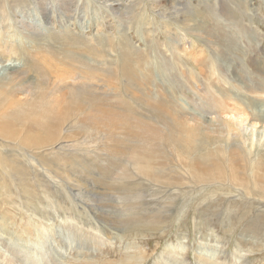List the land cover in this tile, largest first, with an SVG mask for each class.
Listing matches in <instances>:
<instances>
[{"label":"rangeland","instance_id":"rangeland-1","mask_svg":"<svg viewBox=\"0 0 264 264\" xmlns=\"http://www.w3.org/2000/svg\"><path fill=\"white\" fill-rule=\"evenodd\" d=\"M112 1L0 0V79L17 73L21 86L12 107L24 112V104L40 96L46 116L60 118L65 108L72 114L61 131L59 143L65 147L58 155L51 149L59 143L32 150L0 138V158L6 165L0 166V264H8L6 258L13 255L6 250L10 247L4 244L7 240L11 244L19 237L22 241L15 243L17 249L31 251L38 235L51 237L68 227L74 236L68 240L72 249L71 244L60 247L56 241L43 248L61 264H123L132 256L139 257L141 264H163L162 258L172 251L178 263L179 245L186 247L181 256L186 264L194 263L192 253L199 245L217 250L216 258L237 255L244 264H264V198L260 197L264 193L258 196L254 189L247 198L249 187L236 189L224 182L244 165L248 150L258 156L264 149V94L251 96L238 88L219 97L210 88V84L219 89V82L231 83L215 74L216 65L232 73L238 67L244 81L251 79L264 87V0ZM123 36L132 49L128 63L114 60ZM75 58L82 61L75 62ZM83 80L92 93L88 99L93 104L96 101L93 105L89 100L95 109L89 108L84 117L78 111L80 101L81 109L76 105L80 93L76 88ZM71 93L77 96L69 108L66 100ZM148 95L158 96L168 107H159ZM106 116L112 119L110 125L103 122ZM233 118H241V123ZM213 125L218 128L211 130ZM158 131L161 137L153 134ZM210 134L224 145L239 135L238 144H244L246 153L230 152L226 157L228 175L212 184L197 183L188 176L189 186L183 187L187 195L177 198L175 185L182 182L186 186L181 169L185 171L187 164L195 162L197 142L206 143ZM155 173H159L157 178L150 176ZM167 174L174 178L172 185L163 177ZM250 181H254L252 187L264 186L259 183L264 181V172H257ZM124 192L137 200L123 204ZM18 260L21 262L11 264H32L23 263L21 257ZM220 261L224 260L212 263Z\"/></svg>","mask_w":264,"mask_h":264},{"label":"bare ground","instance_id":"bare-ground-1","mask_svg":"<svg viewBox=\"0 0 264 264\" xmlns=\"http://www.w3.org/2000/svg\"><path fill=\"white\" fill-rule=\"evenodd\" d=\"M111 1V0H110ZM114 1V0H113ZM113 1H112V3H113ZM236 2H238V3H241V1L242 0H235ZM234 1V2H235ZM109 2V1H108ZM38 3V2H37ZM104 3V2H103ZM39 4V3H38ZM117 4V3H116ZM155 4V3H154ZM153 4V5H154ZM112 5H114V4H112ZM158 5V4H157ZM83 7V6H82ZM112 7V6H111ZM160 7V6H159ZM236 7V6H235ZM249 7V6H248ZM115 8V7H114ZM179 10V9H178ZM178 10H177V13L179 14V12H178ZM180 11V10H179ZM213 11V10H212ZM212 11H210V13L212 12ZM176 13V14H177ZM209 13V14H210ZM166 14V13H165ZM165 14H162V15H164V16H166ZM181 14V13H180ZM182 14H185V12H183ZM208 17V16H207ZM182 24V23H181ZM254 27V26H253ZM254 30H255V28H254ZM31 33V32H30ZM125 39H122L121 40V42H120V44H118V46H117V50H116V52L115 53H117V57H116V59H114V60H118V61H120V60H122L123 62H125V63H128L129 62V60H130V57H131V52H132V49H130L128 46L129 45H127L126 44V39H127V37L126 36H123ZM129 40V39H128ZM170 41V40H169ZM150 44H152V42H150ZM179 47V46H178ZM135 48V47H134ZM136 49V51H138V52H140L139 51V49H137V48H135ZM186 50V49H185ZM178 51V50H177ZM109 53V52H108ZM103 55V54H102ZM110 55V54H109ZM104 56V55H103ZM80 57V56H79ZM77 58V57H76ZM75 58V62L78 60V59H76ZM136 59H137V57H135ZM133 59V58H132ZM139 59V58H138ZM134 60V59H133ZM80 61H82V60H80ZM80 61L78 60V62L80 63ZM33 62V61H32ZM34 63V62H33ZM122 63V62H121ZM209 63V62H208ZM79 65V64H78ZM169 65V64H168ZM161 66V68L162 69H164V65L163 64H161L160 65ZM231 66V65H230ZM245 66V65H244ZM38 67V66H37ZM83 67V66H82ZM81 67V68H82ZM123 67V66H122ZM142 67V66H141ZM141 67H140V69H141ZM147 67V66H146ZM177 67V66H176ZM220 67H222V66H220ZM218 65H216L215 67H214V72H215V74L216 75H222V78H223V80H225V81H227V82H231V83H224V82H219L218 83V85H220L219 86V89L217 88H214L211 84H210V88H211V90L214 92V93H212V94H214V95H216V96H219V97H226L227 95H229V94H227V93H229V92H231L233 89H241L242 91L244 90V91H248V94L249 95H251V96H253L252 94H264V87H262V85H260L258 82H256V81H254V80H247V82L249 81L250 82V84H249V82L247 83L246 81H244L243 80V78L238 74V72L240 71V69H238V67H236L235 68V70H234V73H232L230 70H229V68H225V69H221ZM150 68V67H149ZM170 68H172V67H170ZM38 69V68H37ZM36 69V71H38ZM181 69V68H180ZM33 70V69H32ZM116 70V69H115ZM134 70V69H133ZM184 70V69H183ZM222 70V72H220V71ZM239 70V71H238ZM35 71V72H36ZM117 71V70H116ZM147 71V70H146ZM164 71V70H163ZM212 71V73H213V70H211ZM13 72V71H12ZM40 72V71H39ZM165 72V71H164ZM192 72V71H191ZM37 73V72H36ZM149 73H151L150 71H149ZM211 73V72H210ZM240 73V72H239ZM249 73V72H248ZM17 74V73H16ZM14 75V76H10V77H5V78H1L0 79V138L2 139V141H8V140H10V142H14V143H17L16 145L18 146V145H20V146H24V147H26V148H28V149H36V148H39V147H41V146H49V145H55L56 143H59L63 138H61V131H62V129H63V126L65 125V124H68V119H69V116H71L70 115V113H69V111H66V108H65V112H63L64 113V115L62 116V117H64V118H62V117H60V118H56V117H54V118H52L53 116H52V114H49V116H46V110H45V106H43V98L41 99L40 98V96H38V97H36L35 99H33V100H31L30 102H28V104H24L25 105V107H26V109H25V111L23 112L22 111V109H20V108H18V110H16V108H13L12 107V105H13V96H16V95H14V94H17V93H19L20 91H17V90H20L19 88L21 87L20 86V84H18V77H19V74L18 75ZM139 74V73H138ZM137 74V75H138ZM142 74H143V72H142ZM152 74V73H151ZM187 74V73H186ZM241 74V73H240ZM146 75V74H145ZM149 75V74H148ZM131 76V75H130ZM172 76V75H171ZM211 76V75H210ZM27 77V76H26ZM38 77V76H37ZM142 77V76H141ZM212 77V76H211ZM211 77L209 78V80L211 79ZM83 78V77H82ZM140 78V77H139ZM156 78H158V77H156ZM28 79V78H27ZM33 79V78H32ZM159 79V78H158ZM163 79V78H162ZM147 80H149V79H147ZM169 81H171L169 78L167 79V82L169 83ZM90 82V81H89ZM235 82H239V84H244V86H239V85H235L234 83ZM33 83V82H32ZM207 86V85H206ZM28 87V86H27ZM92 87V86H91ZM176 87V86H175ZM179 87V86H178ZM96 88V87H95ZM98 88V87H97ZM208 88V87H207ZM76 89H78V90H80V91H78V92H80L79 94H77V95H75V97L77 96V97H79V98H76L77 100V104L76 105H78V102L80 103V105H81V108L79 107L80 105H78V107L82 110H79L78 109V111H80L81 113H82V115H83V117L85 116V114H86V112L88 111V109L89 108H91V110L92 109H95V108H92V105H91V107H90V104H89V100H91L90 99V97H89V99H88V93H90V94H92L91 92H90V88L88 87V83L87 82H85L84 80L82 81V83L80 84V87H77ZM87 89H89V91L87 90ZM101 89V88H100ZM99 89V90H100ZM166 89V88H165ZM215 89H216V92H215ZM75 90V89H74ZM98 90V89H97ZM194 90V89H193ZM223 90H225V92L223 93ZM30 91H32V90H30ZM38 91V90H37ZM88 91V92H87ZM159 91V90H158ZM157 91V92H158ZM190 91H192V90H190ZM239 91V90H238ZM251 94H250V93ZM24 93H28V91H24ZM30 93V92H29ZM28 93V94H29ZM76 93V92H75ZM182 93V92H181ZM232 93V92H231ZM230 93V94H231ZM28 94H27V96H28ZM49 94V93H48ZM67 94V93H66ZM174 94V93H173ZM41 95H43L42 93H41ZM68 95V94H67ZM71 96H70V98H68L66 101H68L67 103H68V105H69V108H70V106L72 107V105H74V102H75V100H74V95H73V93H71L70 94ZM171 95V94H170ZM180 95V94H179ZM200 95V94H199ZM27 96H25V97H27ZM99 96H101L100 94H99ZM148 96H151V97H153L154 99V101L156 102V104L159 106V107H165L166 106V104H165V102H163V101H161V99H158V96H156V98H155V96H153V95H148ZM164 96V95H163ZM234 96H236V95H234ZM247 97H248V95H246ZM17 97V96H16ZM33 97V96H32ZM47 97V96H46ZM67 97H69V96H67ZM95 97H97V95L95 96ZM183 97V96H182ZM194 97H196L195 95H194ZM18 98V97H17ZM30 98V97H29ZM63 98V97H62ZM98 98V97H97ZM147 98V97H146ZM184 98H186L185 96H184ZM183 98V99H184ZM189 98V97H188ZM238 98V97H237ZM253 98V97H252ZM264 98V97H263ZM32 99V98H31ZM79 99V100H78ZM152 99V98H151ZM182 99V98H181ZM183 99H182V102H183ZM187 99V98H186ZM257 99V98H256ZM262 99V98H261ZM47 100H48V98H47ZM64 100V99H63ZM93 100V99H92ZM92 100H91V102L90 103H92ZM100 100V99H99ZM147 100H148V98H147ZM149 100H150V98H149ZM158 100L160 101L159 103H158ZM179 100V99H178ZM230 100V99H229ZM242 100V99H241ZM247 100V99H246ZM248 100H249V98H248ZM258 100V99H257ZM28 101V100H27ZM65 101V100H64ZM95 101V100H94ZM123 101V100H122ZM121 101V102H122ZM152 101V100H151ZM172 101H174V100H172ZM187 101V100H186ZM186 101H184V102H186ZM198 101V100H197ZM232 101V100H231ZM243 101V100H242ZM20 102V101H19ZM96 102V101H95ZM95 102H94V104H95ZM118 102V101H117ZM116 102V103H117ZM150 102V101H149ZM169 102H171V100L169 101ZM246 102V101H245ZM244 102V103H245ZM22 103V102H21ZM46 104H48L49 102L48 101H46L45 102ZM101 103V102H100ZM178 103V102H177ZM188 103H190V102H188ZM195 103H197V102H195ZM227 103V102H226ZM247 103V102H246ZM19 104V103H18ZM45 104V105H46ZM93 104V103H92ZM93 104V105H94ZM102 104V103H101ZM151 104H153L152 102H151ZM202 104V103H201ZM243 104V103H242ZM23 105V104H22ZM64 105V104H63ZM75 105V106H76ZM99 105V104H98ZM119 105V104H118ZM156 105V106H157ZM174 105V104H173ZM228 105V104H227ZM232 105H234V103L232 104ZM231 105V106H232ZM246 105V104H245ZM62 106V105H61ZM158 106H157V108H158ZM170 107H171V104L169 105ZM176 106V105H175ZM180 106V105H179ZM214 106V105H213ZM221 106V105H220ZM23 107V106H22ZM77 107V108H78ZM151 107V106H150ZM166 107H168V106H166ZM173 107V106H172ZM171 107V108H172ZM219 107V106H218ZM226 107V106H225ZM233 107V106H232ZM76 108V107H75ZM77 108L75 109V110H77ZM176 108H178V107H176ZM220 108V107H219ZM235 108V107H234ZM248 108V107H247ZM118 109H120V108H118ZM130 109V108H129ZM184 109V108H183ZM214 109V108H213ZM97 110V109H96ZM95 110V111H96ZM122 110V109H121ZM165 110V109H164ZM179 110H181V109H179ZM93 111V110H92ZM123 111V110H122ZM183 111V110H182ZM72 112V111H71ZM80 112H78L79 114H80ZM89 112H90V109H89ZM103 112V111H102ZM130 112H132V110L130 111ZM186 112V111H185ZM237 111L235 110V113H236ZM98 113H100V112H98ZM114 113H115V111H114ZM124 113V112H123ZM172 113V112H171ZM182 113V112H181ZM180 113V114H181ZM187 113V112H186ZM59 114L61 115V113L59 112ZM87 114H88V112H87ZM86 114V115H87ZM91 114V113H90ZM94 114V113H93ZM102 114V113H101ZM111 114V113H110ZM109 114V115H110ZM185 114V113H184ZM189 113H187V115H188ZM66 115V116H65ZM103 115V114H102ZM122 115V114H121ZM94 116H96V115H94ZM104 116V115H103ZM236 115H234V117H235ZM77 117H78V115H77ZM82 117V116H81ZM90 117V116H89ZM88 117V118H89ZM79 118V117H78ZM93 118V117H92ZM105 118V117H104ZM116 118V117H115ZM117 118H119V116L117 117ZM195 118H197V117H195ZM242 118V117H241ZM241 118H233V120L234 119H236V121H238V122H240L241 123ZM77 119V118H76ZM85 119V118H84ZM101 119V118H100ZM182 119V118H181ZM78 120H79V122H78ZM86 120H89V119H86ZM111 120L112 119H110L109 118V116H106V119H103V122L104 121H106V125H110V122H111ZM193 120V119H192ZM197 120V119H196ZM214 120V119H213ZM94 122H99V118H95L94 120H93ZM101 121V120H100ZM201 121V120H200ZM202 121H203V119H202ZM209 121H210V118H209ZM77 122H78V124L80 123V122H82V121H80V118L79 119H77ZM84 122V121H83ZM89 122V121H88ZM118 122V121H117ZM192 122V121H191ZM85 123V122H84ZM168 123V122H167ZM200 123V122H199ZM213 123V122H212ZM211 122H210V124H212ZM220 123V122H219ZM240 123H238L237 125H240ZM243 123V122H242ZM81 124V123H80ZM85 124H87V123H85ZM206 124H207V122H206ZM222 124V123H221ZM84 124H82V126H83ZM115 125V124H114ZM203 125V124H202ZM236 125V126H237ZM217 126H218V124H217ZM217 126H215L214 127V125H213V128L211 129V130H213L214 128H216ZM65 127V126H64ZM97 127V126H96ZM109 127H111V126H109ZM115 127V126H114ZM178 127V126H177ZM184 127V126H183ZM220 127V126H219ZM240 127H242V125L240 126ZM247 127V126H246ZM85 128V127H84ZM83 128V129H84ZM178 128H180V127H178ZM194 128V127H193ZM205 130H208V132H209V129L207 128H205V127H203ZM218 128V127H217ZM243 128V127H242ZM165 129V128H164ZM186 129V128H185ZM226 129V128H225ZM230 129H233V128H230ZM230 129H229V132H230ZM67 130V129H66ZM65 130V131H66ZM167 130V129H166ZM190 130V129H189ZM191 130H193L192 128H191ZM219 130V129H218ZM217 130V131H218ZM64 131V130H63ZM68 131V130H67ZM66 131V132H67ZM170 131V130H169ZM176 131V130H175ZM216 131V130H215ZM70 132V131H69ZM160 132L161 131H158V132H155V133H153L155 136H157V137H161V136H159V134H160ZM171 132V131H170ZM177 132V131H176ZM202 132V131H201ZM213 132V131H212ZM223 132V131H222ZM221 132V133H222ZM227 132V131H226ZM65 133V132H64ZM68 133V132H67ZM165 134H166V132H164ZM199 133V132H198ZM239 133V132H238ZM242 133V132H241ZM70 134V133H69ZM201 134V133H200ZM161 135V134H160ZM167 135V134H166ZM198 135V134H197ZM228 135H230V134H228ZM174 136V135H173ZM172 136V137H173ZM222 136V135H221ZM232 136V135H231ZM239 136V135H238ZM238 136H235V137H232V138H234V140H229L230 142H229V144H225L224 145V141L222 140V139H220L219 137H215V136H213V134H210V135H208V140L206 141V143H204L203 141H199V142H197V146H196V148L194 149L195 151H196V155H199V156H197L196 158H195V162H194V160H193V162H191V163H189V164H187L186 165V169H185V171L184 170H182L181 169V171H182V173H183V175H185L186 177L185 178H183L184 180H185V185L186 186H184L183 185V183L181 182V183H178L177 185H175V190L177 191V192H173V194L174 193H178L177 194V198H185L186 197V195H187V193H186V191H184V188L183 187H187V186H189L188 184H189V182H188V179H187V177L188 176H190L191 175V177H193V180L195 181V182H197V183H206V182H209V184H212V183H214L219 177H220V179H224V176L226 177L228 174V171H227V169L226 168H228V166H227V156H228V154H230V152H235V150H243V148H242V145H244L242 142H241V145H239L238 144V141H240L239 139H237L238 138ZM254 136V135H253ZM167 137H168V135H167ZM197 137V136H196ZM199 137H200V135H199ZM67 138H69V137H67ZM163 138V137H162ZM174 138H175V136H174ZM187 138V137H186ZM188 138L191 140V138H190V136H188ZM231 138V139H232ZM243 138V137H242ZM158 139H161V138H158ZM173 139V138H172ZM181 139V138H180ZM183 139V138H182ZM202 139V138H201ZM200 139V140H201ZM226 139V138H225ZM246 139V138H245ZM162 140V139H161ZM194 141L196 140V139H193ZM242 140V139H241ZM243 140H244V138H243ZM67 141H68V139H67ZM66 141V142H67ZM163 141V140H162ZM184 141H186L185 139H184ZM225 141H227V139L225 140ZM179 142H180V140H179ZM187 142H189V141H187ZM193 142V141H192ZM3 143V142H2ZM166 143V142H165ZM182 143H184V142H182ZM228 143V142H227ZM231 143V144H230ZM10 144V143H9ZM162 144V143H161ZM175 144V143H174ZM172 145V144H171ZM177 145V144H176ZM180 145V144H179ZM183 145H185V144H183ZM191 145V144H190ZM204 145V146H203ZM1 146V145H0ZM57 146L58 147H56L55 149H51V152L53 153V151H55V155H58V154H60V151H62V149H64V147H65V145L64 144H57ZM189 147V146H188ZM170 148V147H169ZM192 148H194V147H192ZM67 149V148H66ZM184 149V148H183ZM190 149V148H189ZM141 150H144V149H141ZM172 150V149H171ZM192 150V149H191ZM261 150H263V151H261V153L258 155V156H256V155H252V153L250 152V150H248V152H250V153H246L244 150V152L246 153V155L244 154V165L243 166H239L237 169H234V171L230 174V175H228V177H226L225 179H224V182H228V184L230 183L233 187H236V189H241V188H247V187H249V192H245V195L247 196V198L248 197H252V195L254 194V189L255 190H257V194H258V196L260 195V192L262 191L263 193H264V186L263 185H256V186H254V187H252V185L251 184H253L254 183V181H253V183H251V181L250 180H252L253 179V175H255L257 172H259V171H261V172H264V149H261ZM138 151V150H137ZM63 152V151H62ZM119 153H120V151H118ZM158 152V151H157ZM156 152V153H157ZM32 153V152H31ZM94 153V152H93ZM93 153H91V154H93ZM139 153V152H138ZM85 154V153H84ZM142 154V153H141ZM149 154V153H148ZM175 154H177L176 153V151H175ZM179 154V153H178ZM232 154V153H231ZM235 154V153H234ZM243 154V153H242ZM95 155V154H94ZM146 155H147V153H146ZM149 155H151V154H149ZM182 154H180V156H181ZM116 156V155H115ZM137 156V155H136ZM135 156V157H136ZM157 157H158V155H156ZM174 156V155H173ZM179 156V157H180ZM236 156H237V154H236ZM86 157V156H85ZM90 157H92V156H90ZM147 157V156H146ZM178 157V158H179ZM182 158H183V156H181ZM198 157L200 158V159H198ZM253 157V158H252ZM30 158H31V160H34V157L33 156H30ZM84 157L82 156V159H83ZM142 158H143V156H142ZM141 158V159H142ZM154 158V157H153ZM233 158V157H232ZM149 159H150V156H149ZM233 159H235V158H233ZM240 159V158H239ZM88 160V159H87ZM144 160V159H143ZM174 160V159H173ZM236 160V159H235ZM78 161V160H77ZM158 161V160H157ZM192 161V160H191ZM183 162H185V160L183 161ZM190 162V161H189ZM79 163H81V162H79ZM136 163V162H135ZM152 163V162H151ZM187 163V162H186ZM196 163H199V164H196ZM238 163V162H237ZM236 163V164H237ZM82 164V163H81ZM80 164V165H81ZM114 164V163H113ZM143 164V163H142ZM148 164V163H147ZM181 164V163H180ZM65 165V164H64ZM117 166H118V164H116ZM149 165V164H148ZM147 165V166H148ZM233 165V164H232ZM0 166H4V167H6V165H5V163H4V161L0 158ZM112 166V165H111ZM146 166V165H145ZM184 166V165H183ZM200 166H203L204 168L203 169H199V167ZM43 167H45V165L43 166ZM42 167V168H43ZM72 167V166H71ZM182 167V166H181ZM231 167V166H230ZM69 168V167H68ZM143 168V167H142ZM151 168V167H150ZM153 168H155V167H153ZM134 169V168H133ZM151 170H153V169H151ZM197 170H199L201 173H198V171ZM74 171V170H73ZM150 171V170H149ZM229 171H230V169H229ZM141 172H144V171H141ZM154 172H156V171H154ZM218 172H220L221 173V176H218ZM62 173H64V172H62ZM121 174V173H120ZM209 175V176H205V175ZM100 175V174H99ZM155 175H159V173H155V174H152V175H150V176H152L153 178H157V176H155ZM65 176V175H64ZM149 176V177H150ZM94 177V176H93ZM139 177V176H138ZM160 177V176H159ZM164 178H166V181H168L169 183H170V185H172L173 183H175V182H173L172 180H174V178L172 177V175L171 174H167V175H165V176H163ZM183 177V176H182ZM95 178V177H94ZM147 178V177H146ZM145 178V179H146ZM190 178V177H189ZM85 179V178H84ZM99 179V178H98ZM227 179V180H226ZM255 179V178H254ZM257 179V178H256ZM182 180V179H181ZM76 181H77V179H76ZM81 181H83L82 179H81ZM126 181V180H125ZM69 182V181H68ZM99 182V181H98ZM118 182V181H117ZM123 182V181H122ZM139 182V181H138ZM144 182V181H143ZM262 182H264V181H259V183H262ZM100 183H101V181H100ZM140 184H141V182H139ZM151 183V182H150ZM160 183V182H159ZM85 184H87V183H85ZM95 184H96V181H95ZM222 184H223V182H222ZM67 185H68V183H67ZM88 185V184H87ZM130 185V184H129ZM137 185V184H136ZM168 185V184H167ZM148 186V185H147ZM202 186H204V185H202ZM208 186V185H207ZM222 186V185H221ZM111 187V186H110ZM109 187V188H110ZM149 187V186H148ZM205 187V186H204ZM211 187V186H210ZM257 187H259L260 189H257ZM70 188V187H69ZM158 189H159V187H157ZM168 188V187H167ZM171 188V187H170ZM195 188H196V186H195ZM201 188H203V187H201ZM200 188V189H201ZM73 189H75V188H73ZM112 189V188H111ZM161 189V188H160ZM212 189H214V188H212ZM225 189V188H224ZM231 189V188H230ZM233 189V188H232ZM231 189V190H232ZM248 189V188H247ZM66 190V189H65ZM78 190H79V188H78ZM81 190V189H80ZM105 190V189H104ZM49 191V190H48ZM52 191V190H51ZM106 191V190H105ZM145 191V190H144ZM155 191V190H154ZM168 191V190H167ZM194 191H197L196 189L194 190ZM237 191V190H236ZM240 191V190H239ZM71 192V191H70ZM90 192H91V190H90ZM89 192V193H90ZM113 192V191H112ZM152 192H153V190H152ZM157 191H155V193H156ZM159 192V191H158ZM228 192V191H227ZM73 193V192H72ZM163 193H165V192H163ZM244 193V192H243ZM77 194H79V193H77ZM76 194V195H77ZM86 194V193H85ZM151 194V193H150ZM195 194V193H194ZM212 194L213 193H211L210 192V196H212ZM221 194H223V195H227V193H221ZM231 194V193H230ZM229 194V196H231L232 197V195H230ZM237 194V193H236ZM67 195V194H66ZM69 196H70V194H68ZM88 195V194H87ZM119 195V194H118ZM222 195V196H223ZM262 195H264V194H262ZM56 196V195H55ZM65 196V195H64ZM104 196V195H103ZM121 196H123V197H121L120 199L122 200V202H123V204H126V203H131L132 201H134V200H137V197H132V194L131 193H127V192H124L123 193V195H121ZM197 196V195H196ZM228 196V197H229ZM237 196H239L238 194H237ZM241 196V195H240ZM245 196V197H246ZM73 197V196H72ZM81 197V196H80ZM89 197V196H88ZM113 197V196H112ZM203 197V196H202ZM201 197V198H202ZM226 197V196H225ZM243 197V196H242ZM260 197H263L264 198V196H260ZM56 198V197H55ZM67 198V197H66ZM71 198V197H70ZM92 198V197H91ZM119 198V197H118ZM152 198V197H151ZM188 198V197H187ZM234 198V197H233ZM254 198V197H253ZM82 199V198H81ZM87 199V198H86ZM153 199V198H152ZM237 199V198H236ZM88 200V199H87ZM213 201H214V199H212ZM245 201H246V199H244ZM250 200V199H249ZM256 200V199H255ZM84 201V200H83ZM86 201V200H85ZM90 201V200H89ZM88 201V202H89ZM92 201H94V200H92ZM119 201V200H118ZM174 201V200H173ZM237 201V200H236ZM244 201V202H245ZM49 202V201H48ZM50 202H52V201H50ZM49 202V203H50ZM175 202V201H174ZM234 202V201H233ZM254 202V201H253ZM54 203V202H53ZM86 203V202H85ZM91 203V202H90ZM95 203V202H94ZM136 203V202H135ZM226 203V202H225ZM246 203V202H245ZM264 203V202H263ZM46 204V203H45ZM57 204V203H56ZM87 204V203H86ZM121 204V203H120ZM53 205V204H52ZM144 205V204H143ZM264 205V204H263ZM54 206H56V205H54ZM58 206V205H57ZM95 206V205H94ZM50 207V206H49ZM48 206H47V208L46 209H48L49 208ZM92 207H93V205H92ZM168 207V206H167ZM264 207V206H263ZM86 208V207H85ZM128 208H130V206H127V209ZM229 208V207H228ZM227 208V209H228ZM45 209V210H46ZM86 210H88L89 211V209H86ZM95 210H97V208L95 209ZM150 210V209H149ZM82 211V210H81ZM98 212L100 211L99 210V208H98V210H97ZM130 211V210H129ZM151 211V210H150ZM82 212H84V211H82ZM97 212V213H98ZM147 212V211H146ZM167 212V211H166ZM225 212V211H224ZM85 213V212H84ZM169 213V212H168ZM101 214H103V213H101ZM130 214V213H129ZM128 214V215H129ZM132 214H133V212H132ZM135 214V213H134ZM92 215V214H91ZM94 215V214H93ZM116 215V214H115ZM118 215V214H117ZM168 215V214H167ZM171 215V214H170ZM146 216V215H145ZM145 216H144V218H145ZM223 216V215H222ZM94 217V216H93ZM113 217V216H112ZM119 217V216H118ZM134 217V216H133ZM168 217V216H167ZM98 218V217H97ZM97 218H93V219H96L95 221H97ZM126 218V217H125ZM165 218V217H164ZM118 219V218H117ZM133 219V218H132ZM135 220V219H134ZM103 221V220H102ZM227 221V220H226ZM99 222V221H98ZM103 223V222H102ZM120 223V222H119ZM116 224H118V223H116ZM210 224V223H209ZM163 225H164V223H163ZM69 226V225H68ZM121 227V226H120ZM61 228V227H60ZM35 229V228H34ZM28 230V229H27ZM52 231H53V229H51ZM70 230V228L68 227L67 229H65V230H61V231H56V233L55 234H53L51 237H50V235H48V234H43V235H38V237L36 238V241H35V243H34V245H33V248L31 249V251H26L25 249H21V248H19V249H17V244H15L16 242L17 243H20L21 241H22V239L21 238H19L18 237V241H13V243H9L10 241H8L7 240V242L6 243H4L5 245H9L10 247H7L8 249H6L7 250V252H11L13 255L12 256H8V258H6V260H7V263L8 264H11V261H13L14 263H20L21 261H19L18 260V257H21V260L23 261V263H25L27 260L28 261H31L32 262V264H61L60 262H59V258L57 259V260H53L52 258H50L47 254H45L43 251H44V247L47 245V243H52L53 241H56V242H58V245L60 246V247H70V245L69 244H71V242H68V240H69V238L70 237H74L73 236V233L71 232V231H69ZM72 230V229H71ZM74 230V229H73ZM262 231V230H261ZM1 232V231H0ZM2 232L4 233V236H5V234H6V232H5V228L4 229H2ZM24 232V231H23ZM108 232H109V230H108ZM111 232V231H110ZM8 233V232H7ZM37 233H39V232H37ZM10 234H12V233H10ZM40 234V233H39ZM102 234H104L103 232H102ZM109 235V234H108ZM106 236V235H105ZM21 237V236H20ZM25 237H27V236H25ZM50 237V238H49ZM78 237H80V236H78ZM107 237V236H106ZM110 237H111V235H110ZM10 238H12V237H10ZM113 239V238H112ZM212 239V238H211ZM73 240V239H72ZM245 240V239H244ZM20 241V242H19ZM27 241V240H26ZM31 241V240H30ZM87 241V240H86ZM86 241H85V243H86ZM247 241V240H246ZM32 242V241H31ZM81 242V241H80ZM80 242H78L79 244H80V246L82 247V246H86L85 244H81ZM248 242V241H247ZM69 243V244H68ZM92 243V242H91ZM245 243V242H244ZM89 244V243H88ZM219 244H221V243H219ZM248 244V243H247ZM72 245V244H71ZM257 245V244H256ZM4 246V245H3ZM16 248H14V247ZM5 247V246H4ZM13 247V248H12ZM178 247H181V248H179L180 250L178 251V255H177V257L179 258L178 259V263H177V260L175 261V260H173V258L174 257H172V255L171 254H174V252L172 251V252H169L165 257H163L162 258V263L163 264H186V262L184 261V259H182V257H183V255H184V253H185V251H186V247H184V246H181V245H179ZM73 248V245L71 246V249ZM80 248V247H79ZM38 249H40L41 251H39ZM251 249V248H250ZM84 250V249H83ZM68 250H66L65 252H67ZM40 253H43V255H42V257L41 258H38L39 260H36V258L39 256V254ZM52 253H53V251L51 250V252L49 253L48 252V254L49 255H52ZM216 253L218 254V252H217V250H215V249H213V248H209V247H205L204 245L203 246H200L199 245V247H196L194 250H193V253L192 254H194V258H195V260H194V263L193 264H213L212 263V261H218L219 260V258L221 259L222 258V260H224V261H220V262H218L217 264H244L243 263V261H241V258L239 257V256H237V255H235V257L233 258V259H231V257H232V255L231 256H228V258H226L225 256H223V255H219L218 257L219 258H216L214 255H216ZM84 255V254H83ZM239 255V254H238ZM182 256V257H181ZM223 256V257H222ZM47 257V258H46ZM63 257V256H62ZM139 257H137V256H132V257H128L127 259H126V261L123 263V264H141V262H139ZM144 260V259H143ZM143 262V261H142ZM65 264V263H64Z\"/></svg>","mask_w":264,"mask_h":264}]
</instances>
